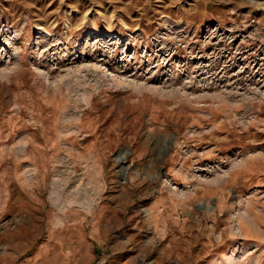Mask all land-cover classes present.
Returning <instances> with one entry per match:
<instances>
[{"label": "rangeland", "instance_id": "374dc122", "mask_svg": "<svg viewBox=\"0 0 264 264\" xmlns=\"http://www.w3.org/2000/svg\"><path fill=\"white\" fill-rule=\"evenodd\" d=\"M62 243L264 264V0H0V264Z\"/></svg>", "mask_w": 264, "mask_h": 264}, {"label": "crops", "instance_id": "0c3cea01", "mask_svg": "<svg viewBox=\"0 0 264 264\" xmlns=\"http://www.w3.org/2000/svg\"><path fill=\"white\" fill-rule=\"evenodd\" d=\"M66 247H67V244L66 243L65 244L62 243V255H64V256H62V264H63L64 261L67 260L68 255L71 254V253H66L65 252V250H67ZM45 250H46V248L44 249L42 247V249L37 254H35V258H33L34 263H32V264H49V262H48L49 259H48V256L45 253Z\"/></svg>", "mask_w": 264, "mask_h": 264}]
</instances>
